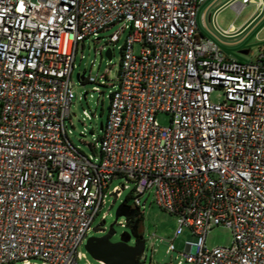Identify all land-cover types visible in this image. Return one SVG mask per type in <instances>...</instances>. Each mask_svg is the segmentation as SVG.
I'll return each instance as SVG.
<instances>
[{"label":"built area","instance_id":"2783aa9c","mask_svg":"<svg viewBox=\"0 0 264 264\" xmlns=\"http://www.w3.org/2000/svg\"><path fill=\"white\" fill-rule=\"evenodd\" d=\"M207 1L0 0V264H78L107 196L122 195L110 192L119 178L135 183L134 219L151 193L177 217L173 239L154 237L179 264H264V47L244 62L202 36ZM251 4L262 7H232ZM116 25L119 77L93 158L66 129L72 74L85 41ZM220 226L233 243L209 248ZM185 230L195 240L178 251Z\"/></svg>","mask_w":264,"mask_h":264},{"label":"rangeland","instance_id":"374dc122","mask_svg":"<svg viewBox=\"0 0 264 264\" xmlns=\"http://www.w3.org/2000/svg\"><path fill=\"white\" fill-rule=\"evenodd\" d=\"M235 0H218V3L212 6L206 16L207 26L203 22L202 15L206 6L200 11V24L203 32L207 34L229 57L239 59L244 62L251 61L257 52L264 47V8L257 7L255 4L249 5L243 12L237 13L232 5ZM260 4L262 0H257ZM218 14V24L216 26L214 16ZM232 25L235 29L230 34ZM119 25L101 32L97 37L89 38L84 43V48H80L75 61V68L72 74L73 99L71 104V119L66 120V129L72 144L89 157L99 158L100 137L103 132L100 129L101 123L107 120L110 95L117 87L120 64L122 59L121 48L125 41V35H122L120 41L116 44H110L109 38L116 31ZM211 34V35H210ZM108 49L113 50V57L110 60L106 56ZM78 75H85L96 78V83H82ZM220 95H213L214 101H219ZM157 119L162 126L170 124V117L165 113L157 115ZM91 146H94L92 149ZM123 185L127 186L123 189ZM115 188L122 189V195L119 199L108 195L106 205L92 224V230L88 234L90 237H101L107 233L109 227L116 222L117 210L120 205L132 195L135 183L129 182L124 178L115 179L110 185V192ZM153 194L142 197L144 207L141 211L144 213L139 225V234L147 241V255L150 264L151 247L156 251L154 261L157 264H179L181 257L177 253L168 254V242H160L154 236L173 239L178 227L177 217L161 210L153 203ZM132 200L128 201V206ZM127 219L119 217L115 223V235L113 242L121 239L124 233H129L131 228L125 224ZM105 222V223H103ZM105 229V232L99 231ZM84 244L79 248L85 257L78 261V264H102L94 260L85 250ZM187 240H195L191 232L185 230L184 233L175 239L174 244L178 251L184 250V244ZM207 246L209 248L230 246L233 243L232 232L225 227H215L207 236ZM130 245H135V239L130 241ZM32 264H40L33 261ZM186 264V263H184Z\"/></svg>","mask_w":264,"mask_h":264},{"label":"water","instance_id":"95a60500","mask_svg":"<svg viewBox=\"0 0 264 264\" xmlns=\"http://www.w3.org/2000/svg\"><path fill=\"white\" fill-rule=\"evenodd\" d=\"M106 56L111 60L112 51L108 49ZM85 75H78V79L82 81ZM101 131H104V123H101ZM137 209H131L126 201L123 202L117 210L116 222L119 217L126 219L133 218ZM105 223V222H103ZM115 223L109 227L106 234L101 237H90L85 244V250L96 261L102 264H138V258L145 250L144 237L139 234L138 224H136L129 233H124L121 239L113 242L115 235ZM135 239V245L131 246L130 241Z\"/></svg>","mask_w":264,"mask_h":264},{"label":"crops","instance_id":"0c3cea01","mask_svg":"<svg viewBox=\"0 0 264 264\" xmlns=\"http://www.w3.org/2000/svg\"><path fill=\"white\" fill-rule=\"evenodd\" d=\"M257 1V0H256ZM258 2V1H257ZM216 3H218V0H208L199 10L198 12V25H199V29L202 30L201 28V24H200V11L203 7L206 6V9H205V12L203 13L202 15V18H203V22L204 24L207 26V23H206V16H207V13L208 11L212 8L213 5H215ZM259 3V2H258ZM260 4V3H259ZM261 4H262V7L264 8V0L261 1ZM261 8V7H260ZM235 27V26H234ZM203 31V30H202ZM207 37H209L207 34H205ZM211 35V34H210ZM210 38V37H209Z\"/></svg>","mask_w":264,"mask_h":264},{"label":"trees","instance_id":"16d2710c","mask_svg":"<svg viewBox=\"0 0 264 264\" xmlns=\"http://www.w3.org/2000/svg\"><path fill=\"white\" fill-rule=\"evenodd\" d=\"M200 33H201V35L202 36H204V37H207L206 35H205V33L200 29ZM82 83H88V80H86L85 78L81 81ZM111 96V95H110ZM102 137V136H101ZM101 137H100V139H101ZM99 139V140H100ZM92 147V149H94V146H91ZM129 200H131V195L127 198V200H126V202H128ZM142 218L143 217H141V218H136V219H134V218H130V219H128L127 220V226L128 227H130V228H133L136 224H138V228H139V225H140V222L142 221Z\"/></svg>","mask_w":264,"mask_h":264},{"label":"flooded vegetation","instance_id":"af4514ba","mask_svg":"<svg viewBox=\"0 0 264 264\" xmlns=\"http://www.w3.org/2000/svg\"><path fill=\"white\" fill-rule=\"evenodd\" d=\"M104 234H106V233H104Z\"/></svg>","mask_w":264,"mask_h":264}]
</instances>
